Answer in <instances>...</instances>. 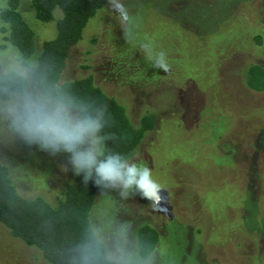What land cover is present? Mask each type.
I'll use <instances>...</instances> for the list:
<instances>
[{
	"label": "rangeland",
	"instance_id": "374dc122",
	"mask_svg": "<svg viewBox=\"0 0 264 264\" xmlns=\"http://www.w3.org/2000/svg\"><path fill=\"white\" fill-rule=\"evenodd\" d=\"M8 0H0V10ZM133 25L126 40L107 4L71 48L60 80L90 76L121 103L133 124L154 115L135 153L160 185L156 200L122 198L100 189L89 218L94 228L148 225L158 242L152 264H264V90L248 87V66L264 67V0H123ZM18 11L34 32L35 60L57 34L59 8L36 19L31 0ZM0 19V50L4 40ZM163 51L165 71L140 44ZM133 154V155H134ZM0 160L25 197L54 200L65 154L0 143ZM3 163V164H4ZM0 264H49L0 223Z\"/></svg>",
	"mask_w": 264,
	"mask_h": 264
},
{
	"label": "clouds",
	"instance_id": "9594fccd",
	"mask_svg": "<svg viewBox=\"0 0 264 264\" xmlns=\"http://www.w3.org/2000/svg\"><path fill=\"white\" fill-rule=\"evenodd\" d=\"M121 20L126 40L133 38V25L123 0H108ZM152 66L168 70L166 54L140 44ZM108 106L98 99L78 94L49 80L35 60L18 51L0 50V143L33 147L50 156L65 154L61 165L100 189L117 190L122 198L138 194L156 200L160 188L152 169L138 163L140 154L127 155L108 146L115 137ZM130 225L94 228L71 249L70 264H152L141 257L129 239Z\"/></svg>",
	"mask_w": 264,
	"mask_h": 264
},
{
	"label": "trees",
	"instance_id": "16d2710c",
	"mask_svg": "<svg viewBox=\"0 0 264 264\" xmlns=\"http://www.w3.org/2000/svg\"><path fill=\"white\" fill-rule=\"evenodd\" d=\"M108 0H31L37 20L47 22L53 10L59 8L57 34L44 40L35 61L50 81L61 87L91 96L108 106L111 126L105 132L115 139L108 146L115 151L133 155L145 134L154 126V115L144 114L133 124L126 108L105 93L90 76L60 80L71 48L82 38V31L90 18L101 10ZM19 0H8L0 10V19L6 25L4 40L22 56L30 59L35 50L34 32L18 11ZM248 87L264 90V67L252 64L247 69ZM0 160V223L9 234L28 246L39 250L49 264H70L71 249L93 229L89 213L99 188L91 182L84 185L81 177L68 175L61 180L54 200L43 196L25 197L13 184L9 170ZM137 245L141 257L147 258L158 242V232L148 225L136 229Z\"/></svg>",
	"mask_w": 264,
	"mask_h": 264
}]
</instances>
